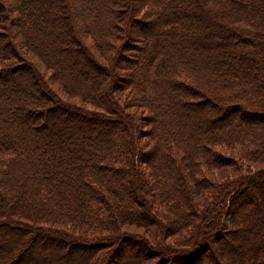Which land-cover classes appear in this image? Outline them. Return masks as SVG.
<instances>
[{"label":"trees","instance_id":"16d2710c","mask_svg":"<svg viewBox=\"0 0 264 264\" xmlns=\"http://www.w3.org/2000/svg\"><path fill=\"white\" fill-rule=\"evenodd\" d=\"M38 1L0 0V237L27 242H0V264L25 250L36 260L39 233L79 247L73 264H264V76L248 72L244 47L264 48L262 0H47L57 12L30 15ZM135 18L145 51L128 36ZM234 42L241 65L227 59ZM31 57L94 108L67 102ZM26 92L42 103H19ZM228 167L234 176L216 177Z\"/></svg>","mask_w":264,"mask_h":264},{"label":"rangeland","instance_id":"374dc122","mask_svg":"<svg viewBox=\"0 0 264 264\" xmlns=\"http://www.w3.org/2000/svg\"><path fill=\"white\" fill-rule=\"evenodd\" d=\"M264 0H262V4L263 5L264 3ZM45 8L48 10V11H51L53 9V11L57 12L58 11V5H55L54 7L51 6L50 4H48V1L47 0H39L38 3L34 6V4L31 5V7L28 9V13L30 15H33L35 14V9H39V8ZM258 12H261L259 10V8L256 9V14H258ZM133 16V15H132ZM259 16V15H257ZM137 18L138 19H147L149 17L146 16V14H144L142 11H140V13L137 15ZM138 19H134L136 20L134 24H132L130 26V29H131V32L128 33V36L131 37L132 39V42L135 43V44H138L139 47H141L142 51H145L146 47H147V44H148V39H149V36L147 37V35L143 34L142 35V32H140V26H139V23H138ZM129 29V30H130ZM142 37V38H141ZM82 40H83V44L86 45L87 47H89L90 49H92V45H93V42L92 40L88 37V36H83L82 37ZM244 43V42H243ZM247 44L246 42L243 44L245 45ZM146 45V46H144ZM237 45H240L238 42H234V43H228L227 44V59L231 62H234V63H237L239 65H241L243 62V56H239L238 53H237ZM144 46V47H143ZM245 48L248 49V52L246 55L249 54V58L252 56V59L254 58V61L249 65V68L247 69L248 72L250 71L251 73H254L255 74V78L257 79V77H262L264 76V48H252L251 44H248L247 46H244ZM94 51V50H93ZM125 54H127L128 56H131L133 57L132 53H127V51H123ZM32 59L34 60H37L36 57H31ZM102 57L99 56L98 53H96V59H97V63L100 62V59ZM39 60V59H38ZM37 60V63H36V69L38 71H41V75L45 78V80H48L49 84H51V86L53 87V89H55V91H57V93L60 95V96H64V99L67 101V102H70V103H74V104H77V105H81V106H85L87 108H94L92 105L90 104H86L84 102H81L79 99L77 98H74V97H69L67 96L66 94H63V91H61L59 89V87L57 86V84L55 83H52V81L50 82V75H51V72L50 70H47V69H44L42 67V65L39 63V61ZM103 60V59H102ZM204 60V58H202V61ZM105 60H103L104 62ZM109 65V63H107ZM121 67L124 68L123 66V61H121ZM138 65V62L134 63L133 66H137ZM136 68V67H134ZM25 69L27 68H24V69H20L18 72H21V73H18V74H22V73H25ZM123 69L121 71H119L118 73L123 74ZM15 72H13L14 74ZM16 99L19 103H24V105H27L28 103H31V102H36V100H38V103L41 104V99L38 98V96H35L33 94H30L29 92H26L25 94L24 93H18V95H16ZM15 105V104H14ZM135 109L134 107H131V110ZM53 113H57V114H60V116L56 117V119L54 118V123H55V126L57 128H65V129H68L71 134H73V132H75V129H76V124L75 122L71 119L72 116L70 113H66L65 110H62L61 108H54L52 109L51 111H46V114H53ZM145 114V113H144ZM143 113H140V114H137L136 116L138 118H140L139 120H142L143 119V116H144ZM224 114H226L225 116H229V114H233V112H225ZM237 114L239 116H241V113L240 111H237ZM147 117H148V114H146ZM149 118V117H148ZM87 129H93V127L90 126V124H95L96 126H100L101 125V122L98 121V120H94L93 118H88L87 119ZM48 125H50L49 123H47ZM85 127V126H84ZM141 127L142 129H145L148 127L147 123L144 124L143 122H141ZM95 128V127H94ZM71 141V140H70ZM69 146H67L64 150L67 152L68 155H70V153H72V151H74V148H71V143L69 144ZM63 149L60 150V152H58L57 150L54 152V156H53V160H55V158L59 159L57 160V162L59 161V166H60V169H58L57 171V177H60V172H63L64 170H67V164L65 163V160L66 159V153ZM43 154H46V152ZM246 165V163L244 164V166ZM251 166L254 167V163L251 164ZM232 175L234 176V172H233V168L232 167H228L227 169H224V170H221L219 171L217 174H216V177H222L224 175ZM60 185V184H58ZM228 220L225 219V222H227ZM10 223V222H9ZM15 224V223H13ZM14 225H12L13 227ZM124 229H129L130 231H135L134 228H131V227H124ZM139 230V229H138ZM18 230H13V229H10L8 232H4L2 233L1 237H0V242H4V243H9L11 244L12 242L14 243V246H15V252L16 250L18 251V249H22V248H25L27 245L23 238L22 237H18V238H15V235L18 234ZM20 233V232H19ZM43 233H39L40 236H36L37 239H34L32 244L31 245V248L29 249L30 252L34 255H36L37 259L34 260V261H31V259L29 258V256L26 254V250H25V254H22L21 256L19 255V259L14 263V264H73L75 261H77L78 259V252H80V248L79 247H72L70 248L68 251H66L62 248H57L56 247V242L53 241V240H49V239H43V236H42ZM219 241V240H218ZM217 242V239L215 240V243ZM40 244H43L45 247H40L41 245ZM40 245V246H39ZM131 244L130 243H125V245H122L120 247V251H117L119 252L118 255L122 252V255L119 257V258H122L121 260H119L120 262L126 257V254L129 253V251L131 250L132 246H130ZM58 246V245H57ZM245 246V245H244ZM55 248V249H54ZM222 248H225L227 249V244H221L218 245L217 244H213L212 245V253H216L217 252V249H222ZM66 251V252H65ZM205 255V254H204ZM57 257V258H54V257ZM220 257V256H219ZM193 259H195V256L191 257V259L188 260H183L182 262H178L177 264H188L190 261H192ZM211 261V256L209 259L206 260V262H210ZM119 263V262H118Z\"/></svg>","mask_w":264,"mask_h":264}]
</instances>
